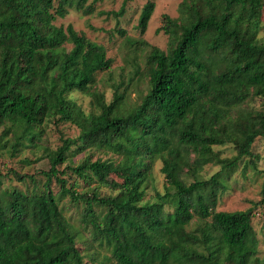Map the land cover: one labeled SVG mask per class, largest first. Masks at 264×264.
Returning a JSON list of instances; mask_svg holds the SVG:
<instances>
[{"label": "trees", "instance_id": "obj_1", "mask_svg": "<svg viewBox=\"0 0 264 264\" xmlns=\"http://www.w3.org/2000/svg\"><path fill=\"white\" fill-rule=\"evenodd\" d=\"M128 1L112 14L123 16ZM102 2L0 0V153L44 144L49 124L81 127L76 137L61 132V143L48 148L42 188L33 175L26 191L3 188L0 178V264H89L68 202L81 207V224L105 250L100 264H264L253 223L254 210L264 207V169L254 152L264 137V0H182L179 16L164 15L159 28L169 36L166 50L129 40L135 53H147L145 68L134 62L149 84L133 105L124 81L113 84L111 102L93 90L113 66L107 47L73 24H56L71 9L103 15ZM155 7L144 4L141 35ZM116 32L126 35L122 27ZM75 91L91 95L89 112L69 97ZM256 98L260 108L250 105ZM228 146L235 154L220 148ZM96 152L108 157L94 160ZM158 160L172 190L153 186ZM249 164L262 177L261 199L246 210H220L234 172L243 165L246 178Z\"/></svg>", "mask_w": 264, "mask_h": 264}, {"label": "rangeland", "instance_id": "obj_2", "mask_svg": "<svg viewBox=\"0 0 264 264\" xmlns=\"http://www.w3.org/2000/svg\"><path fill=\"white\" fill-rule=\"evenodd\" d=\"M148 0H130L126 6V13L121 17H116L112 12L119 11L124 3V0H104V2L97 5V11L103 10V15L97 12L92 15H85L81 11L71 9L70 13L65 18H58L56 20L57 25L67 26L73 24L76 30L85 33L89 38L94 41L104 44L108 49V56L114 59L111 71L102 72L98 75V82L94 89L103 92L106 96V100L111 102L113 99L114 89L113 84L121 81L125 82L124 90L127 87V104H136L149 90V84L146 77H141L136 70V62L145 68L146 54L142 51L134 52V47L129 44V40L134 41L140 38H145L150 44L160 47L163 50L168 48L169 36L163 30L159 31V28L165 23L164 15H169L172 18L179 16V5L182 0H153L156 3L155 11L149 22L148 29L144 35H141L138 29V19L144 4ZM263 28L259 33V37L264 42V13L262 16ZM117 27H122L126 30V35L123 36L116 32ZM130 47V54H128ZM148 50V47L146 48ZM137 60L134 62V59ZM69 97L89 112L92 109L91 100L92 97L88 93L75 91L70 93ZM262 100L256 98L250 102L251 106L261 107ZM86 128V126H82ZM81 130V127L65 123L58 127L54 124H49L47 132L44 136V144L37 147H24L18 152L4 150L0 153V178L1 187L3 188H20L24 191L34 188L32 178L36 180L40 188L43 183L46 182V176L44 171L49 170V159L45 153L48 148H54L61 143V132L70 137H76ZM225 148L228 155L235 154V150L232 147H220ZM254 152L259 156L256 163L259 169H264V137L259 138L254 145ZM74 160L78 161L84 156L83 153L72 155ZM102 156L103 158L108 155H103L101 152H96L94 160ZM66 162L60 165V170H65ZM243 164V163H242ZM162 166L161 160L156 162L155 168V186L160 191L172 190V187L168 186L165 181L164 175L161 173L160 168ZM217 167H207V172H214ZM16 172L19 174L27 175L23 181L17 180ZM259 171H255L249 164L244 175L243 165L238 166L237 171L234 172L230 183L233 185V189L230 193L225 194L219 203L220 210L235 211L246 210L250 208L255 200L261 199V183L262 177L259 175ZM70 180L73 178L70 177ZM110 180L113 182H121L122 178L118 175H112ZM80 182L82 180L80 179ZM51 186L54 191H58L59 186L55 179L51 182ZM150 187L148 189V197L154 194L155 189ZM83 184L78 187L82 190ZM103 193H111L109 187H102ZM68 201V199H66ZM64 200V202L66 201ZM65 209L66 215L69 220L74 223L79 235L77 237V246L84 255V259L89 264H100L103 253L105 250L96 246V243L92 242L89 230L84 228L81 221V207L71 202L67 203ZM253 223L257 230V234L260 240V256L264 257V207L259 206L254 210ZM97 256L98 261H92L90 257Z\"/></svg>", "mask_w": 264, "mask_h": 264}]
</instances>
